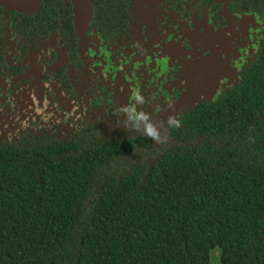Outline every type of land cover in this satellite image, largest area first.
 Masks as SVG:
<instances>
[{
    "label": "trees",
    "instance_id": "16d2710c",
    "mask_svg": "<svg viewBox=\"0 0 264 264\" xmlns=\"http://www.w3.org/2000/svg\"><path fill=\"white\" fill-rule=\"evenodd\" d=\"M169 135L0 144V264H258L264 36L237 83Z\"/></svg>",
    "mask_w": 264,
    "mask_h": 264
},
{
    "label": "flooded vegetation",
    "instance_id": "af4514ba",
    "mask_svg": "<svg viewBox=\"0 0 264 264\" xmlns=\"http://www.w3.org/2000/svg\"><path fill=\"white\" fill-rule=\"evenodd\" d=\"M247 3L40 0L33 12L10 14L0 7V103H4L0 123L5 125L0 144L32 143L40 137L71 141L90 128L109 138L155 132L159 139L150 138L155 147L167 143L184 113L229 90L253 58L264 36V16L255 4ZM235 18L240 24L253 21L250 30L242 35L231 32ZM203 29L221 38L215 46H206L212 57L206 70L185 75L187 64L183 68L181 58L191 53V43L184 31L196 35ZM231 35L235 36L230 39ZM231 43L237 51L230 49ZM219 47L232 58L224 59L212 50ZM171 68L174 75L168 79L164 74L170 75ZM131 70L135 77L142 73L136 79ZM150 77L154 82L146 83ZM179 80L186 90L182 93L174 88ZM195 91L201 93L190 94ZM21 95L34 98L37 107L19 112ZM109 95L132 126L100 124ZM209 95L213 98L205 100ZM63 116L75 125H61Z\"/></svg>",
    "mask_w": 264,
    "mask_h": 264
},
{
    "label": "rangeland",
    "instance_id": "374dc122",
    "mask_svg": "<svg viewBox=\"0 0 264 264\" xmlns=\"http://www.w3.org/2000/svg\"><path fill=\"white\" fill-rule=\"evenodd\" d=\"M234 27L232 28L231 32H241L239 33L240 35H242V33H246L248 32V30H250L251 28V24L252 22H248L245 23L243 21V24H240V20H238L237 18L232 20ZM248 27V28H247ZM184 37H188L191 43V53L182 57L181 59L184 60L182 62V65H184L183 68H185V64H187V68L185 70H183L185 75H188L190 71H192L193 75H194V71L195 72H202L203 70H206V66H207V62H208V58H212L209 56L208 51H210V48L206 49V46L208 45H212L215 46L216 40L220 39L221 36L220 34L217 33H213L208 31L207 29H203L202 31L198 32L196 35L195 34H187L186 31H184ZM245 35V34H244ZM235 35H231L230 39L232 37H234ZM228 38L225 37V41ZM230 49L232 51H237L233 48L232 43L229 45ZM214 50L217 54H221L220 56L222 58H232V55L229 54L226 50L223 49V47H219L218 49H212ZM224 50V51H223ZM224 54H222V53ZM163 57V56H162ZM174 68H171V74L167 75V73H165L164 75L168 77V79L174 75ZM133 73V70H131ZM138 71V70H137ZM169 71V70H168ZM167 72V71H166ZM142 73V70L139 72H136V77L133 76L137 79ZM226 74V73H225ZM162 75V77L164 76ZM191 75V76H193ZM230 78H234L235 76L233 75H228ZM195 77V79L198 81V77L197 76H193ZM235 79V78H234ZM146 83H153L154 82V78H149L146 79ZM233 80V79H232ZM183 80H179L174 88H177L178 91H180L181 93L183 91H186L184 88V84L182 83ZM146 86L148 87V84H146ZM163 93V92H162ZM201 92L195 91L193 93L190 94H195L198 95ZM187 94V95H190ZM186 95V94H185ZM150 99H152V97H150V95L148 96ZM213 95H209L207 97H205V100H209L212 99ZM108 99H110L111 101L106 102L105 104H103V108L105 111L100 113V118H99V122L102 125H109L110 127H120L122 125L124 126H132V123L130 122L129 118L127 116H125L124 111H120L118 109V107H116V105L114 104L115 101L111 98V95H109ZM35 99L34 98H29L27 96L21 95L19 97V101H18V111L19 112H30L33 108L37 107L35 105ZM174 102V100H173ZM3 104L4 103H0ZM100 106H102V104H98ZM2 110V109H1ZM1 119V118H0ZM60 124L63 125L64 127H73L75 125L74 120H72V118H70L69 116H63L60 120H59ZM69 127V129H70ZM5 128L4 123H0V130L3 132ZM251 214L252 217L254 219L257 220H264V202H259L256 204H253L251 206ZM258 264H264V247L261 251V254L259 255V263Z\"/></svg>",
    "mask_w": 264,
    "mask_h": 264
},
{
    "label": "water",
    "instance_id": "95a60500",
    "mask_svg": "<svg viewBox=\"0 0 264 264\" xmlns=\"http://www.w3.org/2000/svg\"><path fill=\"white\" fill-rule=\"evenodd\" d=\"M40 0H0V7L5 11H16L20 13H30L36 10ZM80 9L78 3L75 4ZM79 14L83 15L82 9Z\"/></svg>",
    "mask_w": 264,
    "mask_h": 264
},
{
    "label": "clouds",
    "instance_id": "9594fccd",
    "mask_svg": "<svg viewBox=\"0 0 264 264\" xmlns=\"http://www.w3.org/2000/svg\"><path fill=\"white\" fill-rule=\"evenodd\" d=\"M149 136H150V138H152L154 140H158L159 139L155 132H150Z\"/></svg>",
    "mask_w": 264,
    "mask_h": 264
}]
</instances>
